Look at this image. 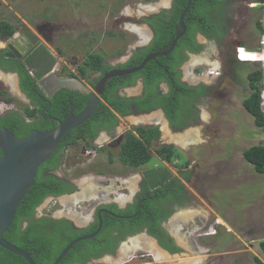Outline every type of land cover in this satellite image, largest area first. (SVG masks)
<instances>
[{
  "label": "flooded vegetation",
  "instance_id": "flooded-vegetation-1",
  "mask_svg": "<svg viewBox=\"0 0 264 264\" xmlns=\"http://www.w3.org/2000/svg\"><path fill=\"white\" fill-rule=\"evenodd\" d=\"M258 2V0H191L183 17L185 32L178 38L170 51L171 41L180 30L171 32L173 37L165 40L167 43L169 42L165 47L161 45L162 39H156L153 25L156 23L155 16L164 12L163 17H169L173 9V0H167L162 5L152 6L140 18H135L137 22L142 23L140 29H135V31L139 30L143 35L139 34L140 36L133 42L129 50L119 54V58L114 61H108L104 57V64L109 66V69L106 71L87 70L84 77L78 74L77 69L83 62L79 64L75 61V69L66 67L68 69L66 72L62 69L64 65L57 68L52 53L41 42L38 33L31 28L27 29L32 31L34 38H37L34 44L23 37V31L26 28L18 31V28L15 27L13 35L0 37V91L5 90L6 95L13 98L11 103L0 101V116L17 112L22 120H38L39 117H43L50 124L54 123L56 126V120L64 121L69 115H78L92 99H95L93 110H97L98 107L100 108L101 102H105L103 101L104 94H114L120 104H124L125 99H128L129 113L119 116V120L114 122L111 129L102 126L103 124H100V122L95 123L93 126L92 124L88 125V123H94V120L91 122L88 120L87 125L89 128L96 130L97 133L89 141L90 144L96 147L93 154L92 152L86 153V147L91 148L93 146L86 145V142L81 140L82 135L85 138H88V136L85 134L78 135V129H82L84 122L64 134L65 137L70 135L76 137L78 141L74 144L81 143L82 155L95 157L106 153V166L101 165L95 168V175L98 177L93 176L89 181L88 179L80 181L82 179L74 178L73 175L67 176L61 169V166L67 161V158H64L63 155L61 164L57 168L44 163L40 164L33 180L32 186L36 184L38 178L39 180L43 179L44 181L41 182L45 184L44 182H47L48 177V180L54 181L52 187L55 190L68 186L71 188L69 191L60 194L47 195L35 207L34 217L38 218L46 215L42 209L48 206L50 207V213L47 215L54 220L63 218L76 230L86 229L88 231L86 234H91L99 229L92 237L100 245L95 251L107 252L91 258L85 264H124L134 258H136V261L132 264H158L157 260L162 261L159 264H171V261L166 260V258L157 259L150 251L151 247L160 251L169 259L168 255H178L179 257H175V260L171 258L174 263L176 262L175 264H197V260L194 261L195 257L184 258L187 255V257H191L192 253L200 250V243L197 242V239L216 238L227 234L229 237L228 242L231 241L232 235L239 237L236 231L240 232L245 240L247 238L257 240L258 249L262 255L259 243L264 240L263 212L256 219L248 220L246 214L244 217L245 223L242 222L243 224H240L237 216L228 219L219 215L218 219L215 217V213H212L211 222L209 223L206 222L207 218L200 214L193 215L189 213L191 215L187 220L181 217V210L185 207L189 208L194 202V192L188 188V183L191 180L190 174L192 175L194 170L190 171V160L184 156L182 149L176 143L177 141L186 145V141L192 137L191 132L188 131L185 135L179 133L189 126L204 123L200 106L205 104L211 97L222 100L224 104L235 105L238 103L239 113L236 114V117L240 118L243 114L245 109L243 102L250 95L251 88L247 74L246 79H244V75L238 70V63H244L245 67L246 65L249 66V71L258 68L260 63L234 59L235 63L230 62L232 65L229 63L230 68H226L225 62L227 60H224L222 61L224 66L222 64L215 69L214 79L210 80L211 78H209L206 81L202 74L196 75L195 73L198 71L195 61L199 62L202 59L199 57L192 58L194 55L204 54L210 44H216L217 49H220V51L225 48L228 60H231V57L234 56L238 57L237 51L239 48H253L255 44L248 45L250 42L244 37H248L249 34L245 33L247 27L251 29L250 33L259 36L256 26L258 5H252ZM185 5L180 9L179 15ZM186 23L190 26V34L187 33ZM170 25L171 22L165 25V33L170 32ZM178 29V25H176L175 30ZM38 31L42 32L41 30ZM134 34L137 33L134 32ZM43 36L47 37L46 35ZM196 46L198 50L194 49ZM232 50L233 53L231 54ZM161 51H167V54L149 59L138 70L109 75L103 80L106 74L133 69L139 66L147 55ZM91 52L97 53L98 51H89V53ZM192 60L194 64L191 63ZM260 68L262 69L261 66ZM20 69L33 77H38V89L35 94L40 102L44 103L42 109L39 108L38 102H33L22 91ZM71 73L76 77H71ZM3 75L10 76L7 82L4 80L6 78L2 77ZM55 77L76 78L84 88L57 86L54 81ZM224 79H227L229 88L222 85ZM212 81L214 82L212 83ZM62 87L70 90L59 101V104L54 106L47 98ZM222 87H224V90H221ZM83 94H89L90 96L82 108ZM143 105L144 107L149 106V108L143 110L137 108ZM26 106L29 109L38 110L35 113L36 115L29 116L26 114ZM167 109H169L173 120L168 117ZM49 110L51 116L46 117L44 114ZM130 117L140 118V120H128ZM161 119L164 120L166 127L169 129V131H166V136H169L168 141L160 138L162 132ZM135 121L140 122V124L135 123ZM104 122L107 123L109 120H104ZM140 125L157 127L159 130V136L153 139L150 145L152 153H154L155 148L163 144H170L180 150V156L173 160H164L154 153L153 155L160 161L156 165L149 166V163H147L135 168L122 164L118 160V154L125 133ZM51 129L53 128L45 130ZM256 129L258 131L257 127ZM110 155L113 158L112 161H109ZM183 160L188 163L183 165ZM115 161H118L123 169L125 168L123 172H126V170H132L133 173L137 171L134 186L130 189L126 187L127 182L121 181L119 177H115L113 181L110 177L102 176L115 172ZM226 165L228 166V164H225L224 168ZM184 172L187 173L188 177ZM198 174L199 172L194 173L195 180H199V184H205L208 175ZM116 188H121L120 193L122 194L113 193ZM111 193L114 194L113 197L110 196ZM247 207L251 209V204ZM241 210L243 209L235 212L241 214ZM245 210L247 211V209L243 211ZM260 211H262V208H260ZM64 225L62 224V226ZM137 241L148 242L150 246L145 245V243H141L144 246H134ZM214 241L217 243V240L214 239ZM241 241L246 245L244 240ZM214 244L212 247L215 246ZM106 245L112 247V249L106 250ZM171 249L174 250L171 251ZM136 250L142 252L134 254ZM241 251L247 253L248 249H242ZM182 252L187 255L182 254ZM262 257L264 258L263 255ZM258 258L263 262L260 257ZM178 259L185 260L178 261Z\"/></svg>",
  "mask_w": 264,
  "mask_h": 264
},
{
  "label": "rangeland",
  "instance_id": "rangeland-1",
  "mask_svg": "<svg viewBox=\"0 0 264 264\" xmlns=\"http://www.w3.org/2000/svg\"><path fill=\"white\" fill-rule=\"evenodd\" d=\"M166 1L0 0V19L8 21L18 28V31L25 28L36 31L41 42L55 58L57 68L64 65L67 68L75 69L74 62L82 63L85 55L91 50L102 53L108 61L118 59V55L127 52L133 42L140 36L139 30L135 31V29H140L142 23L137 22L135 18H140L148 8L162 5ZM134 32L137 34H134ZM250 32L251 29L247 27L245 33L249 34L244 39L246 38L250 42L248 45H256L259 36L257 37ZM223 49L220 51V49H217L216 44H210L204 54L194 55L192 59L194 57L202 59L199 62L195 61V66L198 68V71L195 72L196 75L202 74L206 81L209 78L212 80L214 79L215 69L219 65L223 64L222 66H224L222 61L227 60L225 62L226 68H230L229 65L232 61L235 63L234 59L237 61H242L243 58L246 59L243 54L244 51H241V57L234 56L231 57V60H228L227 50ZM219 51L220 56L218 55ZM191 63H193V60ZM243 64L238 63V70L242 72L243 78L246 79L249 66L246 65L245 67ZM260 66L264 71V66L261 63ZM2 77L6 78L4 80L7 82L10 76L3 75ZM238 81L240 82V80ZM222 85L227 86V79L223 80ZM227 87L229 88V86ZM221 90H224V87ZM237 105L238 103L235 105L224 104L222 100L216 97L209 98L205 104L200 106L204 123L189 126L179 133L187 134L188 131L191 132L192 137L186 141V145L176 141L184 156L190 160V171L194 170L195 174L199 172L198 175H208L206 183L202 185L199 184V180H195L194 173L190 174L191 180L188 183V188L194 192V202L192 206L185 207L183 210L192 208L198 210L202 216L204 215L207 218L206 222L208 221V223L211 222L212 213L216 214V218L219 215L228 219L237 216L240 224H243L246 214L248 220L256 219L262 212L264 213V174L257 173L252 164L247 162L241 155L242 151L250 145L262 142L264 132L260 131L258 133L253 117L245 109L240 118L236 117V114L239 113ZM128 120H140V118L130 117ZM137 124H140V122H137ZM161 128L160 138L168 141L169 136H166V131H169V129L163 119H161ZM81 152V143L68 148L64 152V158H67V161L61 166V169L67 176L73 175L74 178L82 179L80 181L86 179L89 181L93 176H97L95 175L97 166H106V153L89 157L91 155H82ZM158 162L160 163L153 155L148 163L149 166H153ZM225 164H228V166L226 165L224 168ZM114 166V173L102 176L110 177L113 181L115 177H119L121 181L127 182L126 187L129 189L134 186L137 171H134V173L132 170L123 172L125 168L123 169L118 161L114 162ZM120 189L116 188L113 193L122 194ZM110 196L113 197L114 194L111 193ZM249 204H251V209H249L250 206L247 207ZM260 208H262V211H260ZM231 209L232 211H230ZM240 209H247V211L241 210L243 215L235 212L240 211ZM42 210L50 212V207L45 206ZM236 233L241 238L240 240L239 237L232 235L231 241L227 242L229 238L227 234L216 238L197 239V242L200 243V250L192 253L191 257H187L188 255L185 252H182V254L187 255L184 256L185 259L195 257L194 261L197 260V264H257L254 256L260 257L264 262V258L258 249V241L250 238L245 240L240 232L236 231ZM214 239L217 240V243ZM241 240H244L246 245ZM213 244L214 247H212ZM242 249H248V252L245 253L241 251ZM141 252V250H136L134 254ZM173 259L175 260V258ZM166 260L172 261L171 258L167 257ZM181 260L178 259V261ZM135 261L136 258L124 264H132ZM160 261L157 260L158 264L162 262Z\"/></svg>",
  "mask_w": 264,
  "mask_h": 264
},
{
  "label": "trees",
  "instance_id": "trees-1",
  "mask_svg": "<svg viewBox=\"0 0 264 264\" xmlns=\"http://www.w3.org/2000/svg\"><path fill=\"white\" fill-rule=\"evenodd\" d=\"M141 2H151L153 0H137ZM187 0H173V9L169 14V17L164 18L163 13L155 16L154 28L156 32V39H162V46H167L165 40L168 38H172L171 32H178L180 29L175 30V26L178 23L179 11L186 4ZM262 2L264 0H258ZM260 8H257V22L256 26L258 32L261 30V11ZM165 21V22H164ZM168 22H171L170 32L165 33L164 27ZM187 33H191V29L189 24L186 23ZM15 32V26L9 23L4 19H0V37H10ZM112 34V33H111ZM169 40V39H168ZM181 42V38L179 39ZM198 50L196 46L194 48ZM63 71L66 72L68 69L66 66H63ZM78 74L82 77L86 76L87 70L91 71H106L109 69V66L104 64V56L101 53L91 52L85 56V59L81 65L78 66ZM21 77V89L22 91L30 97L33 102H38L39 108L42 109L44 103L40 102L35 94L37 91V76H31L29 73L24 70H19ZM71 77H76L73 73L70 74ZM262 77L263 71L258 66V68H253L247 73V79L250 82V95L244 100L243 106L245 110L253 117L254 125L258 128V132H264V117L263 113L260 110V89L262 87ZM69 88L62 87L58 89L52 96L47 99L52 102V104L58 105L59 101H61ZM70 93V92H69ZM84 95V94H83ZM83 97V106L86 104L89 99V94H85ZM85 97V98H84ZM104 99L101 102L100 108L94 109L91 115L88 117L87 122L84 121V125L82 129H78V135L85 134L88 138H85L82 135L83 141L86 142V145L93 146L89 143L95 136L96 130H91L88 125L92 126L95 123L100 122L103 124L102 126L111 129L114 122L119 120V116H124L129 113V102L128 99H125L124 104H120L117 102V97L112 94H104ZM13 100L12 97L7 96L5 90L0 91V101L11 103ZM81 108V107H80ZM140 110L147 109L148 107L138 106ZM80 110V109H79ZM38 110L29 109L27 106L25 107V113L29 116H35ZM168 117L170 120L171 115L169 113V109L166 110ZM78 112V111H76ZM46 117L51 116L50 110L44 114ZM40 116V115H39ZM13 119V120H10ZM88 120L93 121L94 123H88ZM104 120H109V122L105 123ZM88 123V125H87ZM55 125L50 124L48 120L43 117H39L38 120H22V117L17 112H11L0 116V130L2 128H6L10 130L13 134H15L18 138H22L27 136L32 130H45L54 128ZM159 136V130L157 127H150L140 125L132 130H129L125 133L123 141L120 145V150L118 154V160L127 166L130 167H139L147 164L153 154L155 153L161 159L164 160H173L180 156V150L170 144H163L154 149V153L151 152L150 145L153 139H156ZM78 140L75 136L65 137V135L61 138V142L55 151L50 155L48 159H46L43 163L50 167L57 168L59 164H61L62 157L64 155L65 149L76 143ZM96 148V147H95ZM103 149V148H102ZM100 149V151H102ZM1 154V151H0ZM243 158L252 164L254 170L257 173L264 174V140L262 142L252 144L246 149L242 151ZM112 156L110 155L109 161H112ZM183 165H186L188 162L183 160ZM185 173V172H184ZM187 176V173H185ZM188 177V176H187ZM39 178L36 181L34 186H31L24 197L20 200L14 217L12 219L11 224L7 228V230L3 233V237L15 244L16 246L25 249L30 253L35 264H52L61 250L68 244V242L79 235L86 234V229L76 230L72 228L68 222H66L63 218L60 220H54L49 215L50 212H45L46 215H42L41 217H34L35 207L39 205L44 198L49 194H60L65 191H69L71 188H59L53 189L52 184L54 181L48 180L45 181V184H42ZM24 223V225H23ZM62 224H65L62 226ZM66 226V227H65ZM156 234L155 232H153ZM101 237V236H100ZM107 246V245H106ZM100 247L99 242L95 240V238L83 239L79 240L74 246L65 254V256L60 260L58 264H85L91 258H95L101 255L103 252L107 251H95ZM260 250L262 255L264 256V240L259 243ZM112 249L110 246H107L106 250ZM174 249H171L173 251ZM254 260L257 264H264L257 256H254ZM0 264H28L26 260L3 247L0 246Z\"/></svg>",
  "mask_w": 264,
  "mask_h": 264
},
{
  "label": "water",
  "instance_id": "water-1",
  "mask_svg": "<svg viewBox=\"0 0 264 264\" xmlns=\"http://www.w3.org/2000/svg\"><path fill=\"white\" fill-rule=\"evenodd\" d=\"M190 3L191 0H187L185 7L179 15L177 25L180 32H178L172 39L169 51L173 48L178 38L185 32L183 17L188 10ZM33 36L32 31L29 29L26 28L23 31V37L32 44H34L37 39ZM27 45L30 46L29 43H27ZM247 49L256 50V48ZM166 54L167 51H161L147 55L139 66L133 69L110 72L103 77V80L109 75L130 73L138 70L149 59ZM54 81L57 86H70L78 89L84 88L82 83L76 78L55 77ZM94 105L95 99H92L78 115H69L64 121L56 120V126L53 129L43 131L32 130L27 136L22 138H18L6 128L0 130V246L20 255L28 264H35L30 253L7 241L3 237V233L11 224L20 200L33 185V180L39 165L49 158L51 152L59 144L61 138L67 131L88 119L93 111ZM98 230L91 234L81 235L72 239L61 250L52 264H58L75 243L79 240L94 237ZM168 257L175 258L179 256L175 254L168 255Z\"/></svg>",
  "mask_w": 264,
  "mask_h": 264
},
{
  "label": "built area",
  "instance_id": "built-area-1",
  "mask_svg": "<svg viewBox=\"0 0 264 264\" xmlns=\"http://www.w3.org/2000/svg\"><path fill=\"white\" fill-rule=\"evenodd\" d=\"M252 5L254 6L258 5L261 11V19H260L261 30L259 33L258 41L256 45L253 47V48H256V50L239 48L237 52H238V56L241 57L240 56L241 51L244 50V56H246V59L243 58V61L258 62V63H261L262 66H264V1L258 2L256 4L254 3ZM259 97H260V110L262 111L263 117H264V71H263V77H262V87L260 89ZM263 128H264V125H263ZM87 152H93V151L89 150Z\"/></svg>",
  "mask_w": 264,
  "mask_h": 264
},
{
  "label": "bare ground",
  "instance_id": "bare-ground-1",
  "mask_svg": "<svg viewBox=\"0 0 264 264\" xmlns=\"http://www.w3.org/2000/svg\"><path fill=\"white\" fill-rule=\"evenodd\" d=\"M139 34H141L140 32H139ZM143 35V34H142ZM183 135H185V134H183ZM141 243H145V245H149L150 246V244L148 243V242H136L135 244H134V246H138V245H140V246H144L143 244H141ZM150 251L154 254V256L157 258V259H164V258H166V256L164 255V254H162L160 251H158V250H156V249H154V248H150ZM188 261V260H187ZM171 264H175L174 263V261L172 262H170ZM191 263V262H190Z\"/></svg>",
  "mask_w": 264,
  "mask_h": 264
},
{
  "label": "crops",
  "instance_id": "crops-1",
  "mask_svg": "<svg viewBox=\"0 0 264 264\" xmlns=\"http://www.w3.org/2000/svg\"><path fill=\"white\" fill-rule=\"evenodd\" d=\"M191 211V212H190ZM189 213H192V214H194V215H196V214H200L199 213V211L198 210H195L194 208H192V209H185V210H183L182 211V213H181V217L184 219V220H187L188 219V217H190V215L191 214H189ZM186 214H188V215H186ZM200 215H202V214H200Z\"/></svg>",
  "mask_w": 264,
  "mask_h": 264
},
{
  "label": "clouds",
  "instance_id": "clouds-1",
  "mask_svg": "<svg viewBox=\"0 0 264 264\" xmlns=\"http://www.w3.org/2000/svg\"><path fill=\"white\" fill-rule=\"evenodd\" d=\"M73 145H75V144H72L71 146H73ZM71 146H69L68 148H70ZM68 148H66L65 151H66ZM86 148H89V147H86ZM94 149H95V147H91L90 149H86V153H89V152H87V151L91 150V151H93V152H92V154H93V153H94Z\"/></svg>",
  "mask_w": 264,
  "mask_h": 264
}]
</instances>
